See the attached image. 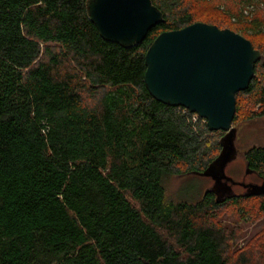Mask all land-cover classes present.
Masks as SVG:
<instances>
[{"label":"trees","instance_id":"trees-1","mask_svg":"<svg viewBox=\"0 0 264 264\" xmlns=\"http://www.w3.org/2000/svg\"><path fill=\"white\" fill-rule=\"evenodd\" d=\"M152 1L164 22L125 48L101 37L87 0H0V264H256L215 215L264 194L167 199L166 179L204 172L225 132L156 100L144 76L160 33L230 28L262 53L233 125L264 119V16L241 9L252 0ZM217 1L238 5L204 17ZM243 157L264 178V146Z\"/></svg>","mask_w":264,"mask_h":264},{"label":"water","instance_id":"water-1","mask_svg":"<svg viewBox=\"0 0 264 264\" xmlns=\"http://www.w3.org/2000/svg\"><path fill=\"white\" fill-rule=\"evenodd\" d=\"M86 8L101 37L125 48L141 44L165 20L152 0H87ZM261 57L242 34L206 22L160 33L145 54L144 82L156 100L184 107L211 131L225 132L220 155L204 172L192 173L213 178L206 192H215L221 201L237 195L224 181L225 167L237 157L236 94L249 87ZM246 169L252 172L248 165ZM245 186L243 195L264 194V180Z\"/></svg>","mask_w":264,"mask_h":264},{"label":"rangeland","instance_id":"rangeland-1","mask_svg":"<svg viewBox=\"0 0 264 264\" xmlns=\"http://www.w3.org/2000/svg\"><path fill=\"white\" fill-rule=\"evenodd\" d=\"M226 5L236 8V2L217 1L213 5L206 4L198 9H204V17L224 16ZM215 6V8L213 7ZM217 6V7H216ZM241 9L247 11L250 17L255 14L264 16V0H252L244 3ZM246 13V14H248ZM222 18V17H221ZM233 22V20H232ZM224 25V22L219 21ZM257 43L264 48V33L256 38ZM237 128V157L225 167L224 181L228 182L235 194L243 193V181L259 182V178L247 173L244 153L253 146H264V119L257 118L252 121L240 122L234 125ZM213 178L203 175H174L165 181L166 197L169 200L189 199L197 201L213 186ZM242 195V194H241ZM215 221L223 225L229 233L236 238V247L233 248L235 256L241 252L252 253L256 264H264V207L261 199L257 197L245 198L240 205L224 203L216 211Z\"/></svg>","mask_w":264,"mask_h":264},{"label":"flooded vegetation","instance_id":"flooded-vegetation-1","mask_svg":"<svg viewBox=\"0 0 264 264\" xmlns=\"http://www.w3.org/2000/svg\"><path fill=\"white\" fill-rule=\"evenodd\" d=\"M251 174H252V175H255L257 178H259L260 181H259V182H256V181H255V182H254V181H253V182H246V181L242 180V181H243V184H242L241 187H242L244 190H243V193H241V194H245L246 192H248V188H247L245 185H247V184H251V185H252V184H262V183H263L264 178H263L260 174H258V173L255 172V171H252ZM214 182H215V180H213V183H214ZM238 194H240V193H238ZM238 194H237V195H238Z\"/></svg>","mask_w":264,"mask_h":264},{"label":"built area","instance_id":"built-area-1","mask_svg":"<svg viewBox=\"0 0 264 264\" xmlns=\"http://www.w3.org/2000/svg\"><path fill=\"white\" fill-rule=\"evenodd\" d=\"M199 116L194 113V119H197ZM205 121V120H204Z\"/></svg>","mask_w":264,"mask_h":264}]
</instances>
